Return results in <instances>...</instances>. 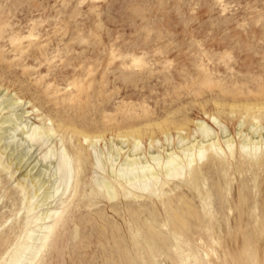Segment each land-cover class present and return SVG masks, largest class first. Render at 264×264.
<instances>
[{"label": "rangeland", "instance_id": "rangeland-1", "mask_svg": "<svg viewBox=\"0 0 264 264\" xmlns=\"http://www.w3.org/2000/svg\"><path fill=\"white\" fill-rule=\"evenodd\" d=\"M262 137L264 0H0V264H264Z\"/></svg>", "mask_w": 264, "mask_h": 264}, {"label": "bare ground", "instance_id": "bare-ground-1", "mask_svg": "<svg viewBox=\"0 0 264 264\" xmlns=\"http://www.w3.org/2000/svg\"><path fill=\"white\" fill-rule=\"evenodd\" d=\"M26 115V114H25ZM198 127H201V131H202V133H205V131L207 130V128L208 127H206V125H205V123H200L199 124V126ZM226 133V132H225ZM28 134V133H27ZM261 135V134H260ZM259 135V136H260ZM51 136V133H49L48 131H44V132H40L39 131V128H34V130H33V132L29 135V138H41V140H44L43 142H45L44 143V145H46V144H48V140H49V137ZM210 137V136H209ZM39 138V139H40ZM255 138V137H254ZM208 139V138H207ZM215 139V138H214ZM256 139V138H255ZM212 140V139H211ZM259 140H260V138H259ZM213 141V140H212ZM39 142V141H38ZM208 142V141H207ZM228 142V141H227ZM255 142H257V141H255ZM261 142H264V138L262 137L261 138ZM209 143V142H208ZM244 144V143H243ZM242 144V145H243ZM212 146H214L215 145V143L214 142H212V144H211ZM245 145L246 144H244L243 145V147H245ZM229 146V145H228ZM191 148V147H190ZM200 148L202 149L203 148V145L202 146H200ZM203 155H202V153H200V157H202ZM130 158V157H129ZM128 158V159H129ZM132 158V157H131ZM256 158V157H255ZM129 161V160H128ZM138 161V160H137ZM133 162H135V161H133ZM132 162V163H133ZM168 163V165H170V166H173L172 168L170 167L168 170H165V172H166V175L168 176V177H170V176H177L178 174H179V172L177 171L179 168H180V171H183V170H185V167H182V165L181 164H179V163H177L176 162V160L173 158V156H171V158H169V160L167 161ZM194 161H192V160H190V162H189V166L193 163ZM127 165V164H126ZM133 165V164H132ZM145 170H149V168L148 169H145ZM130 171H132V169L130 170ZM135 171V170H134ZM133 171V172H134ZM152 170H150V171H146V173H143V176L142 177H140L141 179H143L144 180V183H143V185H142V187H143V189L144 190H146V189H148V188H150V186H151V182H153V180L154 179H156L157 178V176H158V174L157 173H155V171L154 172H151ZM69 172H70V162L67 160V158H64V160H62L61 162H59V165H58V173L59 174H61V175H63V174H66L67 176H68V174H69ZM127 173V172H126ZM129 173V172H128ZM123 175V174H122ZM124 175H126V174H124ZM60 176V175H59ZM63 176H61V178H62ZM120 177V176H119ZM124 177V176H123ZM148 178V179H147ZM123 179V178H122ZM104 181H106V180H104ZM108 183H109V181H107ZM107 182L105 183V182H101V181H99V180H97V183L99 184V185H103V186H105L107 189H109V191L111 190V189H113V186L111 187V186H109V185H106L107 184ZM38 183V182H37ZM111 184V183H110ZM112 185V184H111ZM109 193V192H108ZM112 193V192H111ZM110 197H111V195H109ZM23 249H21L23 252H27L28 251V247L26 246V247H22ZM37 251L38 250H36L34 253H33V255L32 256H35V255H37ZM21 259H20V257H17L15 260H14V264H21V261H20ZM31 261H33V260H31Z\"/></svg>", "mask_w": 264, "mask_h": 264}]
</instances>
